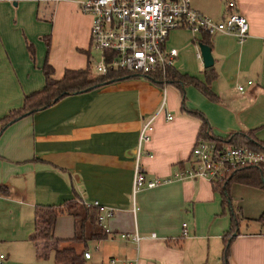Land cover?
I'll use <instances>...</instances> for the list:
<instances>
[{
	"label": "crops",
	"instance_id": "0c3cea01",
	"mask_svg": "<svg viewBox=\"0 0 264 264\" xmlns=\"http://www.w3.org/2000/svg\"><path fill=\"white\" fill-rule=\"evenodd\" d=\"M81 1L0 0V119L43 89L45 65L54 79L65 70L92 73L97 51ZM225 2L191 4L219 20ZM234 2L248 35L242 43L233 34L209 36L215 71L209 88L216 100L192 85L181 90L168 81L126 77L66 95L2 129L0 264H71L55 260L57 249L68 247L88 251L86 264H109L111 257L135 264H222L233 210L257 222L244 228L238 223L229 264H264V189L232 183L223 204L209 181L183 176L203 122L213 136L251 131L264 143V0ZM202 36L174 29L166 45L178 52L175 71L204 82L205 67L196 55ZM148 120L152 129L140 144L139 162L147 179L159 183L134 193L139 135ZM71 200H97L115 209L105 221L106 238L85 245L69 241L75 224L64 212L56 217L53 238L32 240L35 209H61ZM135 229L141 235L137 245L120 237Z\"/></svg>",
	"mask_w": 264,
	"mask_h": 264
},
{
	"label": "built area",
	"instance_id": "2783aa9c",
	"mask_svg": "<svg viewBox=\"0 0 264 264\" xmlns=\"http://www.w3.org/2000/svg\"><path fill=\"white\" fill-rule=\"evenodd\" d=\"M80 10L91 16V45L98 53L93 66L97 76L121 71L150 80L159 78L161 84L165 85L168 70L174 66L178 54L176 48L166 45L171 30L186 29L210 36L233 34L239 43L244 42L248 35L247 20L237 11L234 0H226L224 14L219 20L195 9L191 0H83ZM196 55L202 59L200 50ZM248 83L252 84L251 81ZM238 90L244 89L239 86ZM166 117L171 119L169 114ZM151 129V120H148L140 130L133 173L134 193L159 183L158 179H147L139 162L140 144L150 138ZM190 155L192 165L183 176L203 178L211 184L223 181L233 172L247 167H256L264 172V151L246 146L220 147L216 142L198 136ZM80 203L98 209V224L108 232L105 221L114 215L115 209L97 200H82ZM132 211L135 212L134 205ZM120 237L128 238L136 245L141 239L136 229L130 234L121 233ZM83 256L89 258L90 253L85 251ZM108 263L135 264V260L111 257Z\"/></svg>",
	"mask_w": 264,
	"mask_h": 264
},
{
	"label": "trees",
	"instance_id": "16d2710c",
	"mask_svg": "<svg viewBox=\"0 0 264 264\" xmlns=\"http://www.w3.org/2000/svg\"><path fill=\"white\" fill-rule=\"evenodd\" d=\"M209 36L208 34H203L199 42L210 47ZM43 71L45 75V86L43 89L24 96L23 105L20 108L13 109L9 111L6 116L2 117L0 119V132L10 123L25 115H31L40 109L46 108L66 95L80 93L90 88L101 86L109 81H115L126 77H137L118 71L109 73L106 76H95L92 78L90 76V69L86 68L65 70L60 79H54L50 66L45 65ZM204 76L205 81L201 82L196 78L178 73L172 67L168 70L167 81L181 90L185 85H192L209 99L216 100V96L209 88L210 82L215 77L213 65L204 68ZM153 81L161 84L159 78ZM207 129V124L203 122L198 135L216 142L220 147L227 145L246 146L257 151H264V143L256 140L251 131L231 133L226 138H219L211 135ZM232 183L264 189V172L256 167H247L233 172L223 181L212 184L214 189L220 192L223 204L229 202V188ZM64 212L72 215L75 224L74 236L69 241L85 245L88 241H97L106 238L107 233L98 224V209L71 200L61 209L55 208L54 206H38L34 213V231L31 239L41 240L53 238V227L56 217ZM241 215L240 211L237 212V210H233L232 212L230 232L223 236L224 247L222 250V264H229L230 245L233 239L231 234L238 228L239 220L242 217ZM83 253L84 252H77L73 247L57 249L55 260L58 263L86 264Z\"/></svg>",
	"mask_w": 264,
	"mask_h": 264
},
{
	"label": "water",
	"instance_id": "95a60500",
	"mask_svg": "<svg viewBox=\"0 0 264 264\" xmlns=\"http://www.w3.org/2000/svg\"><path fill=\"white\" fill-rule=\"evenodd\" d=\"M199 50L202 57V62L204 67H210L213 65V56L211 54V48L205 44H199ZM236 235V233H233Z\"/></svg>",
	"mask_w": 264,
	"mask_h": 264
},
{
	"label": "rangeland",
	"instance_id": "374dc122",
	"mask_svg": "<svg viewBox=\"0 0 264 264\" xmlns=\"http://www.w3.org/2000/svg\"><path fill=\"white\" fill-rule=\"evenodd\" d=\"M192 2H194L195 0H191ZM196 50V49H195ZM93 52V51H92ZM195 52V51H194ZM93 56L95 57L96 56V59H95V63H96V60L98 59L97 58V53L95 54V52H93ZM196 60V59H195ZM197 62H196V64H197V66H198V60H196ZM95 63H94V65H95ZM200 64V63H199ZM93 65V66H94ZM91 74H93V75H95L96 74V71H95V69L93 68V70H92V73H90V75ZM249 215V216H248ZM251 214H245V218H243V216L241 217V219L239 220V227L240 228H244V225H245V223H249V222H251V223H256L257 222V218H254V219H252L251 217L252 216H250ZM252 226H254V225H252Z\"/></svg>",
	"mask_w": 264,
	"mask_h": 264
}]
</instances>
